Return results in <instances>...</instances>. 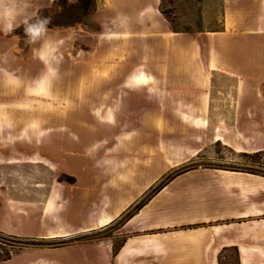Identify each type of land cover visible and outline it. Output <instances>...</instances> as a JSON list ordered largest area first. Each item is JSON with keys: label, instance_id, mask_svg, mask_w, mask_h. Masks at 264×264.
<instances>
[{"label": "crops", "instance_id": "1", "mask_svg": "<svg viewBox=\"0 0 264 264\" xmlns=\"http://www.w3.org/2000/svg\"><path fill=\"white\" fill-rule=\"evenodd\" d=\"M161 2L102 0L95 15L100 30L89 33L94 45L75 52L69 50L73 30L54 28L33 42L23 57L15 50L5 52L12 56L10 63L29 59L28 79L35 93H47L59 81L80 87L56 96L61 101H84L86 112H96L114 134L113 140L97 137L94 131L87 138L72 139L61 155L65 171L76 176V182L70 186L52 182L43 202L15 196L8 205L1 199L9 217L36 223V231L26 236L77 238L113 224L167 173L168 168L158 171L156 166L181 165L197 154L195 143L202 133L210 144L264 153V0H221L222 29L197 36L173 30L160 10ZM5 4L7 0H0V16L8 18L0 20V27L11 20L18 22L15 28L32 17L26 18L31 10L27 3L13 0L8 9ZM104 47L109 60L126 56V63L119 65L125 77H98L106 62L101 56ZM109 66L119 68L112 60ZM21 68H4L5 76L20 79ZM216 75L230 79L233 91L221 96L226 108L222 105L219 114L226 124L222 121L212 129ZM81 87L88 89L81 94ZM96 95L102 101L98 106L93 104ZM166 102L173 108L165 109ZM124 115L140 121L121 127L117 119ZM149 118H155L156 125ZM164 119L176 120L166 125ZM166 134L173 135L166 140ZM169 142L179 144L169 147ZM19 160L10 158L6 164L15 166ZM38 161L55 164L39 151L28 158ZM119 237L123 244L114 253ZM128 244L129 252L120 261ZM73 248L88 252L95 264H220L232 251L238 264H264V175L189 170L173 178L113 237L50 249L41 264H69L51 253ZM29 254L23 264H37L34 252L22 251L14 258Z\"/></svg>", "mask_w": 264, "mask_h": 264}, {"label": "rangeland", "instance_id": "2", "mask_svg": "<svg viewBox=\"0 0 264 264\" xmlns=\"http://www.w3.org/2000/svg\"><path fill=\"white\" fill-rule=\"evenodd\" d=\"M21 3L29 4L30 12L26 15L28 20H33L39 17H50L51 23L48 28L54 29H72L73 36L69 41L70 52H75L79 48H87L94 45V39L89 34L100 30V25L96 21V10L102 9V0H92L88 6L84 7L81 0H15ZM13 0H7V4L3 5L5 9L13 8L11 3ZM2 7V5H0ZM16 9V7H14ZM161 12L169 20L171 27L175 31L186 32L191 35H201L206 31H216L222 29V3L221 0H162L160 5ZM34 15V16H33ZM2 22L8 19L6 16H0ZM24 22L14 28V31L9 32L8 26L18 24L17 21H9V25L5 28L0 27V264H23L25 259L31 257L20 258L16 254L25 252H34L39 264L43 263L46 251L50 249L60 248L75 242L76 240L84 241H99L105 238H111L119 227L113 224L98 229L93 232L82 234L77 238H54V239H39L32 236H26L36 231V223L28 220H19L11 218L7 215L8 208H1V199L5 198L8 205H11L15 196H20L22 200L27 196L30 199L43 202L46 198L51 184L54 181L62 182L65 185H72L76 182V176L65 171L62 157L67 153L66 147L72 141H76L77 136L80 138L89 137L91 133L101 138H112L114 134L109 124L96 112H86L84 108L87 104L84 101H61V92L77 91L80 87L66 86L61 81L52 84L46 92L35 93L29 83L28 66L29 59L22 58L20 62L17 60L10 63L9 59L12 56L5 52L15 50L18 56L23 57L28 51L31 44L27 41L24 33ZM14 25V26H15ZM83 29L87 32H84ZM106 44V45H105ZM105 46L110 45V42H105ZM15 47V48H14ZM14 48V49H13ZM107 48V47H106ZM105 47L102 48V59L106 58V62L102 61V70L98 77H125L126 71L121 66L126 63V56H116L112 58V62H118V70H111L109 56L105 53ZM5 53V54H3ZM69 57H72L71 54ZM9 58V59H8ZM22 66L19 70L20 79L11 80L5 76V69H13ZM216 84L214 86V110L216 116L212 117V129L220 126L223 119L220 117L221 106L226 108V102L221 101L222 93L233 91L230 79L227 77L216 75ZM31 88V89H30ZM86 89H88L86 87ZM81 87V94L85 93ZM93 101L94 106H98L102 101H99L100 96H95ZM88 105V104H87ZM92 103H89V106ZM78 110H75L77 109ZM173 108L172 104L166 102L165 109ZM90 114V115H89ZM75 115V117L67 116ZM78 115V116H77ZM84 115V116H83ZM87 115V116H85ZM150 122L156 125L155 118H149ZM113 121L112 119H110ZM160 120V119H159ZM176 119H164L166 125H172ZM119 126H124L127 123L136 124L140 119H130L122 116L117 119ZM232 123V119H228ZM187 125V122H182L181 126ZM69 127V128H67ZM114 130V129H113ZM201 132L204 129H199ZM219 131V128H218ZM173 134H166V140ZM35 142V143H34ZM55 144H54V143ZM53 143V146L52 144ZM169 147H176L179 143L171 144ZM38 144L39 148L34 145ZM30 146L28 148L27 146ZM37 146V145H36ZM70 146V145H69ZM198 152L195 156L181 165L156 166L158 171L167 169L164 177L156 183L158 185L167 177H176L179 174L187 172L195 168H215V169H250L264 175V153L254 154L236 152L221 142L210 144L204 139V134L200 135V141L195 143ZM52 147V148H51ZM55 161V164H46L44 161L28 162L31 154L38 152ZM54 153V154H52ZM63 153V155H61ZM10 158L20 159L19 164L15 166L6 164ZM2 159V160H1ZM39 159V158H38ZM26 161V162H25ZM151 161L149 166L151 165ZM133 169L137 165L131 166ZM12 168L18 171H12ZM13 174H20L27 181L20 182L19 177ZM15 180V182H13ZM153 186V187H154ZM151 187V188H153ZM30 188V191H29ZM9 207V206H8ZM121 227V226H120ZM9 231L4 232V231ZM21 235V236H19ZM13 236L24 237L25 239H35L36 242L24 244ZM123 244V238L119 237L115 240L114 251L119 250ZM10 255L6 258L7 255ZM88 252L82 248L67 249L51 253L55 260L69 262V264H95L87 255ZM50 254L46 257L49 258ZM32 260V261H33ZM37 263V264H38ZM33 264V263H29ZM220 264H238L236 253L234 251L225 254Z\"/></svg>", "mask_w": 264, "mask_h": 264}, {"label": "trees", "instance_id": "3", "mask_svg": "<svg viewBox=\"0 0 264 264\" xmlns=\"http://www.w3.org/2000/svg\"><path fill=\"white\" fill-rule=\"evenodd\" d=\"M92 0H81V3L85 6H88L91 3ZM262 152H256L254 154H260ZM248 154V153H244ZM232 171H240V172H247L252 174H260L256 171L250 170V169H237ZM262 175V174H260ZM174 177H167L163 181H161L158 185L151 188L139 201H137L135 204H133L129 209L125 211V213L122 215V217L115 223L116 227L122 226L129 218H131L134 214H136L140 209H142L148 201L152 199L153 196H155L164 186H166ZM12 238L20 240V242H23L24 244H30V242H36L35 239H25L24 237L19 236H13ZM118 250L114 251V253H117ZM10 255L8 254L6 258H8Z\"/></svg>", "mask_w": 264, "mask_h": 264}, {"label": "clouds", "instance_id": "4", "mask_svg": "<svg viewBox=\"0 0 264 264\" xmlns=\"http://www.w3.org/2000/svg\"><path fill=\"white\" fill-rule=\"evenodd\" d=\"M75 2V0H72ZM51 23L50 17H37L33 20H25L24 33L29 43L35 42L43 38L49 32L48 25ZM9 32L14 31L12 26H9Z\"/></svg>", "mask_w": 264, "mask_h": 264}, {"label": "bare ground", "instance_id": "5", "mask_svg": "<svg viewBox=\"0 0 264 264\" xmlns=\"http://www.w3.org/2000/svg\"><path fill=\"white\" fill-rule=\"evenodd\" d=\"M130 245L131 244H128V246L126 248L123 249L122 253H121V256H120V261L123 260V258L125 257L126 253L129 252V249H130ZM197 264H201V263H197ZM209 264H215V263H209Z\"/></svg>", "mask_w": 264, "mask_h": 264}]
</instances>
